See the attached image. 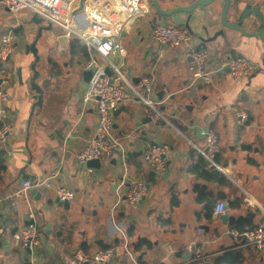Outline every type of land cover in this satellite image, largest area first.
Listing matches in <instances>:
<instances>
[{
    "label": "crops",
    "instance_id": "1",
    "mask_svg": "<svg viewBox=\"0 0 264 264\" xmlns=\"http://www.w3.org/2000/svg\"><path fill=\"white\" fill-rule=\"evenodd\" d=\"M253 2L264 14V0ZM148 3V13L124 28L122 56L115 55L122 65L128 58L127 73L132 82L127 81L131 86L142 88L141 80L149 81L150 92L145 98L154 102L163 118L152 121L147 107L134 96L116 111L112 130L125 151L127 177L143 179L148 187L146 197L137 205H129L122 197L116 208L115 189L123 175L117 160H102L100 168L94 169L76 159L96 126L94 103L82 102L87 84L82 64L90 52L79 40L73 44L71 38H66L67 46L62 47L58 42L62 30L44 20L34 22L32 12L14 15L0 5L5 14L0 17V36L9 33L13 38V51L5 62L12 75L2 85L9 95L4 120L12 133L7 151L0 146V264H24L26 252L17 249L12 235L31 220L37 222L41 233L39 264H70L69 258L77 249L94 251L121 241L132 248L126 253L125 264H193L195 248L206 257V264H213L214 258L226 251L239 253L242 264H264V245L257 249L228 227L230 217H248L255 227L264 225V220L259 224L264 218V69L238 79H232L227 71L219 72L212 76L211 84H192L188 58L191 49L205 47L212 63L240 55L261 64L260 43L233 31H225L228 45L221 39L207 41L221 29L218 1L212 9L196 10L189 24L194 33L189 32V43L160 46L152 41L151 30L161 16ZM187 4L186 0L163 1L161 8ZM170 18L171 24L183 26L186 22V15ZM34 42L36 56L26 52V46ZM98 62L108 65L103 59ZM32 65L38 72L35 83L42 90V101L31 114L37 96L30 85ZM176 97L187 107V114H178L180 109L171 106ZM238 112L247 115L245 122H239ZM207 131L217 136L219 153L214 161L221 171L217 179L209 174L213 167L207 166L195 148H204L202 133ZM153 142L168 146L160 172L142 160ZM202 159L205 176L199 175L200 168L194 170ZM53 173L52 188L22 191L25 180L33 183ZM57 185L74 194L67 208L55 203ZM196 186L202 191L197 193ZM219 201L228 204L225 225L219 219L221 214L213 213ZM231 202L237 206L229 207ZM104 206L110 210L103 236H86L81 218L68 216L79 211L96 216L97 208ZM126 239H132L131 243ZM115 262L112 258L107 264Z\"/></svg>",
    "mask_w": 264,
    "mask_h": 264
},
{
    "label": "built area",
    "instance_id": "2",
    "mask_svg": "<svg viewBox=\"0 0 264 264\" xmlns=\"http://www.w3.org/2000/svg\"><path fill=\"white\" fill-rule=\"evenodd\" d=\"M80 0H0V5L11 14L30 11L34 15L60 28L67 39L75 36L90 52L88 58L82 64V70L90 72L89 80L82 95L84 104L93 102L96 112V126L92 136L87 140L85 147L77 154L78 163L85 164L90 160H117L123 175L115 189L116 208L124 197L129 205H137L146 197L148 187L143 179H129L125 151L119 140L114 137L112 125L116 111L120 105L131 96L137 97L147 108V116L152 121L162 119V115L155 109L153 101L140 94L136 87L119 73L118 67L108 61L111 53L122 56L121 34L124 28L135 18L145 15L149 11L148 0H86L81 11H76ZM97 13L95 17L93 13ZM151 39L160 46L176 47L187 44L191 40L189 31L181 25L166 22H157L151 30ZM13 51V38L11 34L4 33L0 36V146L5 151L8 137L12 133V127L6 123L4 105L9 95L3 90L2 85L11 77V71L5 66V62ZM189 72L192 84L208 85L212 82V76L219 72L227 71L232 79L249 77L260 71L261 64L253 63L241 57L223 58L211 62V53L205 47L191 49L188 53ZM99 59L107 61L110 75L105 72V66L99 63ZM140 85L144 92H150V84L143 79ZM240 123L247 120L244 112L237 113ZM204 148L195 147L197 152L212 167L218 165L214 161L219 153L217 136L212 131L202 133ZM168 154V146L153 142L148 144L142 155L143 163L155 172L164 169V158ZM56 174L49 175L45 180L33 183L25 180L22 183V191L32 188H52ZM54 193L60 201L73 199L71 189L57 185ZM214 214H227L228 204L225 201L217 202ZM233 235L244 238L257 249L264 245V225H259L239 234L232 231ZM40 230L37 222L31 220L27 225L19 227L12 235L17 249L26 252L24 264H35L39 257L35 253L40 243ZM126 249L127 245L124 243ZM193 264H206V257L199 248L193 250ZM128 254V251L126 252ZM112 246L96 249L94 251L75 250L69 258L70 264H107L114 256Z\"/></svg>",
    "mask_w": 264,
    "mask_h": 264
},
{
    "label": "water",
    "instance_id": "3",
    "mask_svg": "<svg viewBox=\"0 0 264 264\" xmlns=\"http://www.w3.org/2000/svg\"><path fill=\"white\" fill-rule=\"evenodd\" d=\"M86 0H80L79 1V6L77 8L76 11H81L83 8V3ZM150 3L153 5L154 10L156 11V13L161 16V17H172L175 15H186V22L184 23V27L191 32V29L189 27L190 24V20L194 17V13H196V10L198 9H205V8H211L215 6V3L217 0H189L188 4L185 6H178L176 8L170 9V10H163L157 0H149ZM223 5L221 7L220 10V14H219V23L221 26V29L218 30L210 39H208L207 41H216L217 39H221L223 41V43H225L226 45H228L227 42H225V38H226V34L225 31H233V32H238L243 34L244 36H247L249 38H256L259 43H260V47L262 48V57H261V65L264 69V16L263 14L260 12V10L254 6V2L253 0H250L248 3H245L244 6H240V2L237 1V4L232 5L230 0H222ZM231 13L234 17H237L238 15V21H236L235 23H230L227 20L226 14L227 13ZM93 15L95 17H98L97 13H93ZM237 15V16H236ZM255 17L257 18L259 25H258V30L252 33H243V30L240 28V21L243 18H250V17ZM33 20L36 23L41 22V18H39L38 16L34 15L33 16ZM48 28L50 29L51 27L48 26ZM41 29H38V34H37V38L41 35ZM203 31L207 32V28H204ZM192 34H194L193 32H191ZM198 36V35H197ZM203 37L200 36V40ZM58 42L60 43V45L62 47H66L67 46V39L66 36L61 34L58 37ZM26 52H31L34 56L37 55V51L35 48V42L30 44L29 46H26ZM239 57H241L240 55H238ZM1 65V64H0ZM31 70L33 72V76H32V82H31V87L32 89L37 93L36 96V101L33 103L32 108H31V114L33 113V109L36 106H39L41 104L42 101V90L41 88L35 83V79L37 78L38 72L35 70L34 65L31 66ZM105 72L110 75V70L108 67L105 68ZM18 77H20V71L18 70ZM83 77L84 80L88 81L89 77H90V72H83ZM148 119V118H147ZM149 121V119H148ZM86 166L88 168H94V169H99L100 168V162L98 160H90L87 161ZM207 166H211L209 161H206ZM209 174L212 176L213 179H217L219 177V175L221 174V171L217 168V167H213L210 171ZM39 196V195H38ZM37 199V197H36ZM55 203H61L64 208L68 207V202L67 201H63L60 202L58 198H56ZM229 216L227 214H221L219 216V219L221 221V223L223 225H225L227 223ZM264 218H261L259 220V224H261L263 222ZM255 227V225H251V228ZM217 231V230H216ZM101 245V244H100ZM141 256H139L140 258Z\"/></svg>",
    "mask_w": 264,
    "mask_h": 264
},
{
    "label": "rangeland",
    "instance_id": "4",
    "mask_svg": "<svg viewBox=\"0 0 264 264\" xmlns=\"http://www.w3.org/2000/svg\"><path fill=\"white\" fill-rule=\"evenodd\" d=\"M149 2V0H148ZM149 4V3H148ZM151 9V8H150ZM176 16V15H175ZM181 16V15H180ZM0 17L1 18H4L5 17V14L0 11ZM11 18V17H10ZM163 18V17H162ZM161 17H159L158 19H161V21H157V22H163L165 19L168 21V23L170 22L169 19H171L170 17H167V18H163L164 20H162ZM165 22V21H164ZM44 24H46L45 22H43ZM53 27H56L53 25ZM54 29V28H53ZM78 39L75 37V36H72L71 38V42L73 44H77ZM116 53H111L110 56L108 57V59L113 63L115 64L117 67H118V70H119V73L127 80H129L130 82H132V80L130 79V75L127 73V68H128V65L130 64L128 58L126 59V62L122 65V62H121V58H119L117 55H115ZM131 66V65H130ZM129 66V67H130ZM137 91L142 94L144 97H147V94L144 92V90L142 88H138L136 87ZM180 99H182V97L180 96ZM179 100L176 99L173 100V103L171 106L174 107V109L176 111H178L180 109V111H178L177 113L178 114H187L186 113V110H187V107L186 106H181V102H178ZM182 107V108H181ZM167 118H169L167 116ZM167 120V119H166ZM171 121V123L174 121L172 119H169ZM175 124V123H174ZM127 164V163H126ZM127 167V165H126ZM120 170L122 171V168L120 167ZM256 176V174L252 175V178H254ZM109 210H110V206L107 207V206H104L103 208L102 207H99L97 208V215H93L92 212H89V213H81L80 211L79 212H76L73 211V212H76L72 215H68L70 216L71 218L72 217H75V219H77V217H80L81 220H80V227L82 228L83 230V233L88 236V235H91L92 236H95V235H98V236H103L105 235V233H107L105 231V229H107L108 227V223H107V220L109 218ZM113 217L111 219V222H112ZM105 227V228H104ZM116 238L118 240H122V237L120 235H116ZM132 239H126V242L127 244L128 243H131ZM106 243H108V240L106 239ZM114 250H115V254L113 256V259L115 258L116 262L115 264H125V262L123 261L125 258H127V255H126V252L129 251V252H132V248L127 245L126 249L123 247V243L122 241L121 242H117V243H114L113 245H111ZM35 253H39V251L37 250V248H35ZM40 257H41V254H40ZM38 262V261H37ZM35 263V264H39V263ZM129 262V261H128ZM129 264V263H128Z\"/></svg>",
    "mask_w": 264,
    "mask_h": 264
},
{
    "label": "trees",
    "instance_id": "5",
    "mask_svg": "<svg viewBox=\"0 0 264 264\" xmlns=\"http://www.w3.org/2000/svg\"><path fill=\"white\" fill-rule=\"evenodd\" d=\"M201 164H198L195 167V172H197V169H201V171L199 172V175L201 176H205L206 171L203 169L204 165V160L202 159ZM3 169V166L0 164V170ZM196 191L197 193L202 191L201 187L196 186ZM200 196V195H199ZM199 198V197H198ZM237 206L236 202H231L229 204V207L234 208ZM252 225V220L248 217H239V218H234V217H230L229 221H228V227L230 231H235L239 234L243 233L245 230L249 229ZM14 231V230H13ZM12 231V233H13ZM128 233H130V230H127ZM148 246H150V244H147ZM213 264H242V257L239 253H237L236 251H226L223 254H221L220 256H217L216 258H214Z\"/></svg>",
    "mask_w": 264,
    "mask_h": 264
},
{
    "label": "flooded vegetation",
    "instance_id": "6",
    "mask_svg": "<svg viewBox=\"0 0 264 264\" xmlns=\"http://www.w3.org/2000/svg\"><path fill=\"white\" fill-rule=\"evenodd\" d=\"M163 1H171V0H157V2H158V4H159V6L161 7V3H163ZM188 1L189 0H186V2L188 3ZM218 1L219 2H221V6L219 7V12H218V17H219V14H220V10H221V7H222V5H223V2H222V0H217L216 1V3H218ZM231 1V4L232 5H235V4H237V1L238 2H240V4H243V6H244V4L245 3H248L250 0H230ZM151 6H152V8H153V5L151 4ZM154 9V8H153ZM263 14V13H262ZM237 16V15H236ZM239 16V15H238ZM238 16L237 17H234L231 13H227L226 14V17H227V20H228V22H230V23H235L236 21H238L239 19H238ZM263 16H264V14H263ZM238 19V20H237ZM239 25H240V28L243 30V33L244 34H248V33H252V32H255V31H257L258 30V25H259V22H258V20H257V18H255V17H250V18H243V19H241V21H240V23H239ZM238 36H240L241 38L243 37V38H249V37H247V36H244L243 34H241V33H238V32H235Z\"/></svg>",
    "mask_w": 264,
    "mask_h": 264
}]
</instances>
